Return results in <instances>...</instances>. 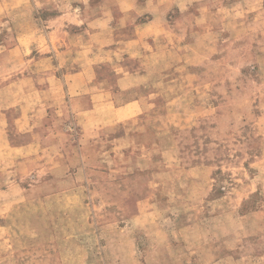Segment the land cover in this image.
I'll use <instances>...</instances> for the list:
<instances>
[{
  "label": "rangeland",
  "instance_id": "1",
  "mask_svg": "<svg viewBox=\"0 0 264 264\" xmlns=\"http://www.w3.org/2000/svg\"><path fill=\"white\" fill-rule=\"evenodd\" d=\"M0 264H264V0H0Z\"/></svg>",
  "mask_w": 264,
  "mask_h": 264
}]
</instances>
